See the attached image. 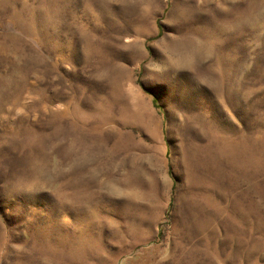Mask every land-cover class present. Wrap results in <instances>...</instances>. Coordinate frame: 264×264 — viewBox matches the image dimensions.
I'll return each mask as SVG.
<instances>
[{
	"label": "rangeland",
	"instance_id": "374dc122",
	"mask_svg": "<svg viewBox=\"0 0 264 264\" xmlns=\"http://www.w3.org/2000/svg\"><path fill=\"white\" fill-rule=\"evenodd\" d=\"M0 264H264V0H0Z\"/></svg>",
	"mask_w": 264,
	"mask_h": 264
}]
</instances>
